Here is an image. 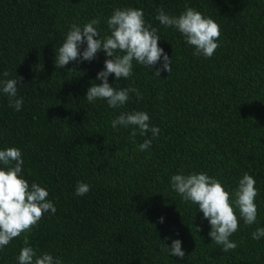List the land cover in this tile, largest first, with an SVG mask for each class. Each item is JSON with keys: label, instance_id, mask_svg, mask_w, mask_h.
Returning a JSON list of instances; mask_svg holds the SVG:
<instances>
[{"label": "trees", "instance_id": "1", "mask_svg": "<svg viewBox=\"0 0 264 264\" xmlns=\"http://www.w3.org/2000/svg\"><path fill=\"white\" fill-rule=\"evenodd\" d=\"M186 5L220 25L211 58L194 55L179 31L155 18L161 7L178 16ZM116 8L143 10L172 71L154 76L155 68L133 61L131 77L111 74L114 88L135 87L143 97L132 93L113 109L85 98L101 83L103 51L61 69L54 59L73 23L99 17L100 38L110 35L106 19ZM16 74L24 103L16 111L0 91V150H21V175L45 187L56 207L27 233L37 255L63 264H264V237L252 238L264 227V0H0V80ZM133 111L147 112L160 129L143 152L138 146L151 133L133 143L131 127H111ZM193 172L217 178L230 194L245 172L254 177L257 223L240 218L234 251L211 241L198 206L171 188L172 175ZM78 182L90 185L84 196L74 195ZM175 239L183 258L163 250ZM22 247L23 236L15 238L0 251V264H18Z\"/></svg>", "mask_w": 264, "mask_h": 264}, {"label": "clouds", "instance_id": "2", "mask_svg": "<svg viewBox=\"0 0 264 264\" xmlns=\"http://www.w3.org/2000/svg\"><path fill=\"white\" fill-rule=\"evenodd\" d=\"M155 18L166 28L172 27L179 31L185 42L194 47L193 54L196 56L211 58L220 47V25L192 7L186 5L185 10L178 16L167 14L161 7L157 9ZM99 24V17L85 23L83 27L73 23L54 59L55 68L61 69L73 61H91L100 51L105 53L107 58L104 68L96 76L101 83L91 84L85 94L89 103L104 100L109 107L115 109L125 105L132 93L137 99H142L137 88L116 89L108 81L111 74H114L117 81L131 77L133 61L151 69L155 68L154 76L160 77L162 71H172L171 58L158 44V29L150 23L146 24L142 9H114L112 15L106 19L110 35L104 38H100L97 30L96 26ZM81 45H86L83 51ZM158 63L160 67H155ZM9 75L4 71V77ZM22 80L23 77L17 74L15 78L0 80V91L7 95L8 106L16 111H20L24 103L23 98L17 95L18 81ZM111 127H131L130 139L133 143L137 135L146 136L151 133V138H146L139 144L138 149L141 152L149 149L152 139L160 134L159 127L150 125V116L145 111L121 113L111 121ZM0 164L4 166L0 167V251L15 238L23 236V247L17 257L18 264H63L60 258H54L48 252L37 255L27 235L44 218L46 212L50 210L51 213H56L54 203L47 199L49 192L36 182L29 184L21 175L24 160L19 148L7 147L0 150ZM170 183L183 201H190L198 206L210 224L211 231L208 235L211 241L222 246L223 252L234 251L238 247L230 237L239 230L240 218L248 226L257 223L258 208L255 199L259 192L255 187L254 177L247 172L239 179L238 186L231 194L217 178L203 172L174 174ZM89 191V184L78 182L74 195L84 196ZM159 219L162 223L163 217ZM198 227L196 226L197 231ZM262 237L264 227H258L252 232L255 240ZM181 245V240L175 239L170 246L166 244L163 250L171 256L183 258L185 252Z\"/></svg>", "mask_w": 264, "mask_h": 264}]
</instances>
